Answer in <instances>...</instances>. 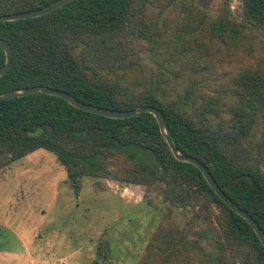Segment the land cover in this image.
Instances as JSON below:
<instances>
[{
	"label": "trees",
	"instance_id": "1",
	"mask_svg": "<svg viewBox=\"0 0 264 264\" xmlns=\"http://www.w3.org/2000/svg\"><path fill=\"white\" fill-rule=\"evenodd\" d=\"M56 1L0 0V16ZM235 1L75 0L41 17L0 21V39L13 52L0 94L46 86L109 110L159 108L177 147L204 163L264 231V142L255 130L264 112V59L228 55L248 28L264 34V0H237L236 12ZM152 7L162 20L154 19ZM147 58L192 75L186 90L172 95L166 73L141 71ZM5 63L0 46V68ZM38 150L57 157L76 194L85 177L159 189L166 209L137 264H158L177 243L173 208L193 214L188 230L201 239L200 261L264 264L253 227L197 167L174 157L152 114L113 119L49 94L0 101V171ZM243 175L255 185L235 181Z\"/></svg>",
	"mask_w": 264,
	"mask_h": 264
},
{
	"label": "rangeland",
	"instance_id": "2",
	"mask_svg": "<svg viewBox=\"0 0 264 264\" xmlns=\"http://www.w3.org/2000/svg\"><path fill=\"white\" fill-rule=\"evenodd\" d=\"M239 5L236 0L232 9L236 12ZM151 12L162 20L157 8ZM216 13L210 11L211 20ZM246 32L228 55L264 59L263 32ZM171 67L166 71L149 58L139 66L144 72L166 73L167 90L178 96L192 75ZM255 130L257 140L264 142V112ZM165 209L157 188L122 187L104 179L83 178L76 194L57 157L38 150L0 171V264H137ZM192 215L173 208L181 235L158 264H206L200 261V237L188 230Z\"/></svg>",
	"mask_w": 264,
	"mask_h": 264
},
{
	"label": "water",
	"instance_id": "3",
	"mask_svg": "<svg viewBox=\"0 0 264 264\" xmlns=\"http://www.w3.org/2000/svg\"><path fill=\"white\" fill-rule=\"evenodd\" d=\"M72 1H75V0H58L54 2L53 4L47 7L41 8V9L0 16V21H17V20H23V19H28V18L41 17L43 15L53 12L54 10ZM0 46L4 48V51L6 53V63L4 64L3 67L0 68V77H2L11 67L13 52L9 44L3 39H0ZM30 94H49V95L57 96V97L67 100L71 105L79 109H82L90 113L98 114L101 116H105L108 118H113V119H125V118L134 117V116H140L143 113L152 114L156 118L159 124L160 130H161V133L164 139L166 140V142L168 143L174 157L178 161L189 163L197 167L202 172L203 176L205 177V179L207 180L211 188H213L214 191L218 194V196L235 213H237L239 216L244 218L253 227L255 233L259 237L264 247V231L260 227L258 222L254 219V217L251 214H249L247 210L240 207L230 197H228V195L218 185V183L212 176L211 172L209 171L208 167L204 163H202L196 157L182 152L177 147L174 141L172 132L166 121L165 115L159 108L154 107V106H143V107L136 108L134 110H123V111L109 110V109L100 108V107H97L91 104H85L77 100L76 98H74L73 96H71L69 93L65 91L49 88L46 86H33V87H28V88L13 89V90L0 94V101L12 99V98H21V97H24ZM241 180H248L251 186L255 185L254 179L250 175L240 176L235 181L238 182Z\"/></svg>",
	"mask_w": 264,
	"mask_h": 264
},
{
	"label": "built area",
	"instance_id": "4",
	"mask_svg": "<svg viewBox=\"0 0 264 264\" xmlns=\"http://www.w3.org/2000/svg\"><path fill=\"white\" fill-rule=\"evenodd\" d=\"M56 264H59V262H56Z\"/></svg>",
	"mask_w": 264,
	"mask_h": 264
}]
</instances>
